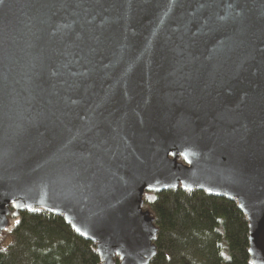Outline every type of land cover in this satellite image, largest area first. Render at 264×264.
Listing matches in <instances>:
<instances>
[{"label":"water","instance_id":"95a60500","mask_svg":"<svg viewBox=\"0 0 264 264\" xmlns=\"http://www.w3.org/2000/svg\"><path fill=\"white\" fill-rule=\"evenodd\" d=\"M177 186L235 199L264 264V0H0V231L45 209L147 264L142 194Z\"/></svg>","mask_w":264,"mask_h":264},{"label":"trees","instance_id":"16d2710c","mask_svg":"<svg viewBox=\"0 0 264 264\" xmlns=\"http://www.w3.org/2000/svg\"><path fill=\"white\" fill-rule=\"evenodd\" d=\"M141 199L156 228L155 254L147 264H256L248 255L247 219L235 199L180 186L145 190ZM12 211L9 205L0 231V264H100L95 243L61 215L40 208Z\"/></svg>","mask_w":264,"mask_h":264}]
</instances>
